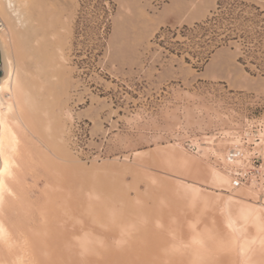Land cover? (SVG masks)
<instances>
[{"label": "rangeland", "instance_id": "rangeland-1", "mask_svg": "<svg viewBox=\"0 0 264 264\" xmlns=\"http://www.w3.org/2000/svg\"><path fill=\"white\" fill-rule=\"evenodd\" d=\"M58 10L59 130L90 184L103 183L106 217L116 205L128 244L139 227L158 229L143 212L150 182L206 225L231 217L246 244L237 259L264 264V205L218 166L235 148L264 159V0H59Z\"/></svg>", "mask_w": 264, "mask_h": 264}, {"label": "bare ground", "instance_id": "bare-ground-1", "mask_svg": "<svg viewBox=\"0 0 264 264\" xmlns=\"http://www.w3.org/2000/svg\"><path fill=\"white\" fill-rule=\"evenodd\" d=\"M58 3L0 0V264H244L231 217L206 225L150 182L143 212L158 229L139 227L128 244L116 205L106 217L103 183L90 184L59 130Z\"/></svg>", "mask_w": 264, "mask_h": 264}, {"label": "built area", "instance_id": "built-area-1", "mask_svg": "<svg viewBox=\"0 0 264 264\" xmlns=\"http://www.w3.org/2000/svg\"><path fill=\"white\" fill-rule=\"evenodd\" d=\"M245 159L242 151L235 148L228 152L227 163L220 162L218 166L229 173L233 186H246L258 191L259 201L264 202V159L256 151Z\"/></svg>", "mask_w": 264, "mask_h": 264}, {"label": "crops", "instance_id": "crops-1", "mask_svg": "<svg viewBox=\"0 0 264 264\" xmlns=\"http://www.w3.org/2000/svg\"><path fill=\"white\" fill-rule=\"evenodd\" d=\"M183 1V0H182Z\"/></svg>", "mask_w": 264, "mask_h": 264}]
</instances>
